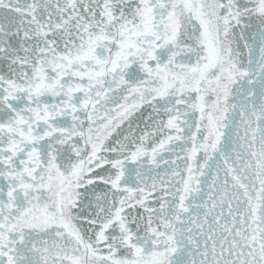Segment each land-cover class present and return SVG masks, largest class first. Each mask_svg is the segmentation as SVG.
<instances>
[{"label": "snow or ice", "instance_id": "6c2138e0", "mask_svg": "<svg viewBox=\"0 0 264 264\" xmlns=\"http://www.w3.org/2000/svg\"><path fill=\"white\" fill-rule=\"evenodd\" d=\"M0 264H264V0H0Z\"/></svg>", "mask_w": 264, "mask_h": 264}]
</instances>
